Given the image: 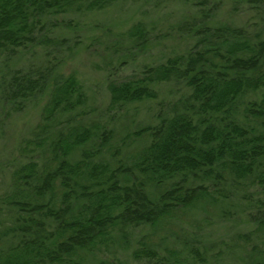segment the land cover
I'll return each mask as SVG.
<instances>
[{"label":"trees","instance_id":"trees-1","mask_svg":"<svg viewBox=\"0 0 264 264\" xmlns=\"http://www.w3.org/2000/svg\"><path fill=\"white\" fill-rule=\"evenodd\" d=\"M113 1L0 0V62L45 46L51 28L72 22L64 16ZM182 1L196 9L177 28L191 41L185 52L107 82L117 112L154 101L164 84L182 95L118 142L107 123L86 122L74 74L56 64L0 74V124L45 99L0 195V264H128L121 253L135 264H212L218 254L194 230L212 221L229 233L242 226L234 245L255 250L264 232V0ZM223 1L254 22L216 21ZM149 47L138 22L110 48L126 62ZM175 226L186 231L177 244L167 239Z\"/></svg>","mask_w":264,"mask_h":264},{"label":"rangeland","instance_id":"rangeland-1","mask_svg":"<svg viewBox=\"0 0 264 264\" xmlns=\"http://www.w3.org/2000/svg\"><path fill=\"white\" fill-rule=\"evenodd\" d=\"M216 10L218 22L241 26L255 19L251 13L232 9L227 1L219 4ZM195 15L193 4L182 0H114L100 11L64 16L63 19H71L72 22L59 21L55 28H51L55 33L45 46L21 52L7 62L8 68L0 62V74H6L14 67L39 71L54 64L56 70L64 75L74 74L83 84L87 95L84 110L88 112L86 122L107 123L114 129V141L118 142L145 125L154 124L158 111L170 109L168 106L182 95V91L171 83L164 84L154 101L117 112L109 107L107 82L139 75L146 65H154L168 56L185 52L191 41H181L176 33L177 28ZM138 22L149 31V49L137 53L133 61H118V55L111 51V45ZM44 101L42 98L31 102L26 109L11 113L0 124V195L9 189L11 173L22 159L25 142L31 138L40 120ZM194 230L198 232L200 241L208 244L206 247L211 248L214 254H218V259L212 264H264L257 263L255 259L264 256V232L259 234L258 239L254 238L255 250H251L249 244L247 252L235 246L233 241L235 230H242V226L230 230V234L228 226L212 221L197 224ZM185 234V229L175 226L167 239L172 243L177 241V244ZM128 254L121 253L118 258L128 261V264H135Z\"/></svg>","mask_w":264,"mask_h":264}]
</instances>
